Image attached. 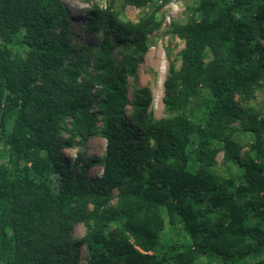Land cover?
I'll list each match as a JSON object with an SVG mask.
<instances>
[{
  "label": "trees",
  "instance_id": "16d2710c",
  "mask_svg": "<svg viewBox=\"0 0 264 264\" xmlns=\"http://www.w3.org/2000/svg\"><path fill=\"white\" fill-rule=\"evenodd\" d=\"M121 1L152 10L93 4L83 32L65 0H0V264H264V97L241 106L264 90V0H195L172 23L160 119L129 79L169 0ZM94 137L101 158L63 155Z\"/></svg>",
  "mask_w": 264,
  "mask_h": 264
},
{
  "label": "rangeland",
  "instance_id": "374dc122",
  "mask_svg": "<svg viewBox=\"0 0 264 264\" xmlns=\"http://www.w3.org/2000/svg\"><path fill=\"white\" fill-rule=\"evenodd\" d=\"M68 5L70 16L75 20V27L85 32L84 26L81 23H86V11L93 4H99L102 7L110 6L113 10L119 11V20L122 22H137L139 18L149 13L152 8H136L127 6L121 10V0H65ZM160 3V2H159ZM195 0H169L168 3L157 14L160 22V27L148 38V52L144 57L143 63L139 65L135 77L129 79V93L132 97L133 93L138 89L147 87L153 96L151 110L155 118L160 119L167 117L169 113L165 110L163 97V83L168 73V67L171 62L177 66L180 64L179 53L184 47L183 40L172 37L170 34L171 25L173 22L182 21L185 18L186 9L194 6ZM82 41L94 42L95 37L88 34H81ZM264 45V43H263ZM120 58V57H119ZM264 97V90L258 89L252 97L241 104L245 109L259 110L261 108ZM128 116H130V108L127 107ZM65 137H67L65 135ZM232 138L236 142H240L243 146V152L248 150V145L251 143V134L244 132L239 125L236 124L232 128ZM106 142L101 137L91 138L88 144L82 147H72L68 151L63 150L62 153L67 159H73L78 153H81L85 158H101L105 153ZM232 166V165H231ZM217 168L219 173L225 175L228 170L223 166V153L217 157ZM102 167L97 164L93 165L89 171L90 176L98 177L102 174ZM233 174H241L242 170L237 167H232L229 170ZM85 231L84 226L78 225L73 233L75 239L81 237ZM85 250L82 249V261H84Z\"/></svg>",
  "mask_w": 264,
  "mask_h": 264
}]
</instances>
